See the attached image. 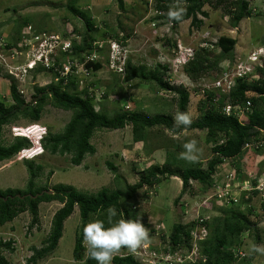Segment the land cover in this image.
I'll list each match as a JSON object with an SVG mask.
<instances>
[{
    "label": "rangeland",
    "instance_id": "rangeland-1",
    "mask_svg": "<svg viewBox=\"0 0 264 264\" xmlns=\"http://www.w3.org/2000/svg\"><path fill=\"white\" fill-rule=\"evenodd\" d=\"M247 2L252 15L240 21V29L238 28L240 32H237V29H232L230 23L231 13L237 4L235 0H228L218 6H214V4L204 6L203 10L208 14V17L202 19L201 16H198V19L204 20L199 30L190 29V20L172 26L167 13L158 22L152 20L156 13L153 0H123V10H120L116 0H78L75 6L84 11L86 16L91 17L93 28L97 30L94 35L103 51L99 62L103 64L106 60L105 57L108 56L110 63L108 60V67L104 66L98 72L91 73V77L87 80L78 76L79 84L76 87V92L80 93L86 86V82H89L88 86L91 83L96 92H94L96 111L105 109L109 112L124 104L122 107L124 110L150 117L167 115L173 121V116L178 111L177 95L174 92L160 90L154 84L138 80L126 82L122 73H120L121 75L118 73L120 68L114 58L124 59L125 56V53L114 56L118 52H122L116 51V47L113 45L118 42L116 39H119L124 41V48L127 50L126 56L132 63L142 64L148 68H153L158 63L168 66L169 84L175 88H186L190 93L185 112L192 117L193 121L197 120L201 115V111L198 110L199 102L206 99L202 90L211 86L212 79L219 71L210 70L203 73L197 81L190 80L184 73L183 65L180 66L177 63L173 65L172 50L163 40L169 39L182 48H192L196 51L202 41L203 34L204 36L209 34L211 43H214L219 36L227 35L237 40L232 55L234 61L246 59L244 63L252 66L247 60L250 56L247 55L256 51V48L264 46V0H247ZM66 4L67 0H0V43L14 45L17 48L25 47L21 44L25 41V37L30 36L28 27L36 33L46 30L43 32L55 35L59 39H80L88 32L86 24L83 19L72 15L66 9ZM27 23L29 24L27 25ZM106 32L110 34L108 40L106 37L102 38V34ZM15 47L13 48L18 50ZM117 50L119 49L117 48ZM21 53L22 56H8L10 52L3 51V49L0 51L2 55L0 56V99L6 106L13 104L9 93L12 81L16 82L18 90L24 92L22 98L25 102L31 103L33 106L32 98L35 88L50 85L54 78L53 74L42 72H37L34 77L31 74H25L30 54L26 55L25 48L21 50ZM218 53L219 51L214 48L209 56L215 57L213 55ZM66 56L61 55V58L66 59ZM260 58L264 59L263 56ZM260 63L264 68V63L262 61ZM228 64L226 59H222L218 68L223 67L220 69L221 71L226 68L231 70L230 67H227ZM102 93H105L107 97L103 98ZM207 105L205 101L200 108ZM71 116L72 112L56 109L47 103L38 121L19 117L3 127L0 138L4 145H8L14 138H21V136L30 142V146H32L31 143L35 144L32 151L25 155L28 160H33L42 166V169L36 173V177H32L33 189L47 188L51 191L56 185L65 184L71 185L81 192L95 194L103 188L114 190L126 184L134 185L142 177V171L151 166L157 165L181 171L189 163L180 159L179 154L184 151L183 144L190 140H196L200 150L199 162L191 163L192 165H201L202 168H206V164L213 156L210 151L213 144L206 143V131L194 129L173 133L164 127H154L144 132L142 141L135 142L131 127L127 126L119 130H96L89 140L94 153L86 155L79 166H74L70 163L71 155H52L42 149L40 142L41 138H45L49 133H60ZM240 120L243 121L244 116H241ZM263 157L264 149L263 153L258 155L251 146L243 148L237 157L226 160L217 166L213 182L217 186H223L226 173H233L232 166H238L243 172L238 181L250 179L251 182H259V180H264V168L260 169L259 165ZM26 162L30 161L21 159V156L0 162V191H5L8 188L20 192L28 190L27 185L31 176ZM109 164L113 168H110ZM116 176L121 179L117 180ZM189 190H193L194 195H191ZM181 192L182 181L178 177H159L157 184L153 187H143L136 197V220H140L149 229L150 240L136 253L121 249L117 255L132 254L142 264H166L168 260L169 262L176 260L178 263H192L191 260L195 254L193 255L191 251L187 253L185 249H178V251L175 250L169 254L165 252L166 249H170L168 247L170 246L169 237L173 225L177 223L186 225L199 217L211 221L223 211L213 210L212 206L209 208L206 201L202 203L207 192L204 193L203 187L194 182L190 184L184 194ZM253 197L250 206L254 209L255 215L249 216V219L256 226L240 236L242 248L244 247L247 254L253 244L264 246L263 203L260 194L257 193ZM239 204L240 201L233 205L213 203V206L226 209L227 213L232 210L246 213L247 206ZM62 206L63 204L57 201L40 203L38 205V221L35 223H33L32 215L29 212H23L11 222L0 226V241H10L13 248L11 252L6 250L3 253L4 257L14 264H28L27 259L32 254L31 249L43 247L50 232L51 219ZM89 219L88 223L102 220L105 227L112 226L108 223L107 210L101 214L91 215ZM120 219L124 218L113 217V224ZM82 225L78 208L74 207L71 216L64 221L62 237L57 248L37 264H80L73 259V249L76 234L81 230ZM198 230L192 232L194 241L205 238L202 234L201 236L198 234ZM192 248L197 254V246L192 244ZM86 253L87 249L85 248ZM252 255H254V259L251 264H264V255L253 253L248 254L247 258L249 259ZM199 257L198 253L195 258Z\"/></svg>",
    "mask_w": 264,
    "mask_h": 264
},
{
    "label": "trees",
    "instance_id": "trees-1",
    "mask_svg": "<svg viewBox=\"0 0 264 264\" xmlns=\"http://www.w3.org/2000/svg\"><path fill=\"white\" fill-rule=\"evenodd\" d=\"M120 10H123V0H116ZM143 1V0H139ZM154 9L156 11L155 17L152 19L158 22L165 17L169 7L173 5L176 0H153ZM228 0H179L180 6L186 8V14L182 21H171L172 26H177L183 21L190 20V29L199 30L203 25L202 19L208 17V14L203 10L204 6L214 4V6L221 5ZM78 0H67L66 9L72 15L83 19L87 33L77 40L72 38V47L67 55L70 61L77 60L83 62L85 55L92 53L94 50L103 55L102 50H97L96 43V29L93 28L91 17L86 16L85 12L76 7ZM237 3L231 13V27L236 28L239 22L245 17H251L252 13L248 9L247 0H235ZM201 16L202 19H198ZM29 23H27L28 25ZM26 25V26H27ZM46 31V30H42ZM39 32V31H38ZM92 32V33H91ZM65 36V35H64ZM66 37V36H65ZM106 37L108 40L110 34L108 32L102 34V38ZM116 39V38H115ZM124 45V41L116 39ZM115 40V41H116ZM125 40V37H123ZM168 45L170 50L177 49V43L169 39L163 40ZM237 40L227 35H221L214 43H210V47L196 48L194 56L183 64L185 75L192 81H197L203 73L210 70H218L219 73L212 79V84L221 80L226 72L233 70L236 66V61L232 56L235 50ZM12 43V42H11ZM13 44V43H12ZM264 44V43H263ZM14 45L6 44L4 49L12 52ZM16 51L22 49L15 47ZM219 51L215 57L212 54L213 49ZM175 57V56H174ZM105 62L102 64L99 59L91 60L84 64V67L90 70L93 74L98 72L104 66L108 67V56L105 57ZM222 59H226L229 64L228 68L222 71L218 68ZM264 63L263 58H259ZM245 60V59H242ZM60 66V64H59ZM122 73L126 82L138 80L143 83L154 84L160 90L174 92L177 95L178 111L185 112L189 103L190 93L186 88H175L169 84L167 76L168 66L166 64H156L153 68H148L142 64H134L130 58L126 56L123 64ZM39 73L53 74V79L50 85L41 88H35L33 95V106L31 103H26L24 98L17 92L16 82L12 81L9 87L10 98L12 105L6 106L0 99V137L3 127L11 124L19 117L31 121H38L44 106L49 103L52 107L63 111L72 112V116L63 130L57 134H48L42 139V147L48 153L55 155L69 154L71 155L70 163L74 166H79L86 155L94 153V149L89 143V140L96 130H119L127 126L131 127V132L135 142H140L144 139V132L154 127H164L170 132L179 133L184 130H199L206 131V143H212L210 148L212 158L206 164V168L201 165L194 166L191 163L186 164L181 171L170 170L165 167L151 166L142 171V177L134 185H124L116 189L103 188L95 194L81 192L71 185L59 184L51 190V194L47 192L41 196L31 199L26 196L24 199L16 197L31 194L36 195L43 190L50 191L47 188L33 189L32 177H36V173L42 169L40 164L27 162L26 167L31 176L28 182L27 191L20 192L11 188L5 191H0V226L11 222L19 214L29 212L32 215L33 223L38 221V205L40 203H50L57 201L63 206L56 211L51 219L50 232L43 247L37 249L32 248V254L27 259L28 264H37L40 260L45 259L52 254L58 246V242L62 237L63 224L74 211V207L78 208L79 216L83 222L82 228L77 232L75 238V245L73 249V259L80 264H97L94 259H90L88 254H85V246L83 244V227L88 223L91 215L101 214L108 208L116 209V217L124 219L136 220V197L137 193L143 187H153L157 184L159 177H178L182 181V192L184 194L190 186L191 182L198 184L206 191L213 186V177L218 165L224 163L226 160H231L237 157L245 148L246 144L255 145L262 141L264 135H261L260 130H264V68L257 69V77L236 78L234 86L226 92L218 87H208L202 90L205 95V100H200L198 110L201 111L200 117L193 121L192 125L187 129H177L174 127L172 119L167 115L147 116L141 113L124 110L122 106L118 109L107 111L100 109L96 111L94 108L95 91L89 82H86L84 89L80 93L76 92V87L79 84L78 76L72 74L67 78H57L58 74L53 71L36 68L34 75ZM116 73V72H114ZM231 73V72H230ZM118 74V73H117ZM121 75V74H120ZM57 79L55 81L54 79ZM91 77V74L87 80ZM95 92V93H94ZM103 98L107 95L102 93ZM101 95V96H102ZM207 102L206 107L200 108L203 103ZM248 102V105H246ZM225 106H231L233 110L229 115L223 111ZM244 120L241 121V113ZM220 141V142H219ZM30 147V142L24 138H14L11 143L4 145L0 138V162L10 160L19 153V151ZM256 154L261 155L262 149L252 146ZM260 169L264 168V157L260 162ZM110 168H113L109 164ZM235 167V177L240 178L243 174L242 170ZM117 180L121 179L116 176ZM125 183V182H124ZM255 185L256 181L252 182ZM193 190H189L191 195H194ZM258 192L254 191L253 195ZM180 194V195H181ZM182 196V195H181ZM178 200V199H177ZM177 200L175 201L177 203ZM251 199L244 200L241 198L240 206L244 205L246 213L239 210L220 209L212 206L213 210L223 211L219 216H216L207 221L205 218H197L189 224L183 225L181 223L174 224L172 233L170 235V249H166V253L173 251L187 250V253L193 250L194 244L192 232L199 229L200 226L206 231V236L203 240H196L195 244L198 248L199 258L194 262H181L171 260L166 264H251L254 255L247 258L248 254L242 248L240 236L248 230L255 228L256 224L252 223L249 216L255 215L254 209L250 206ZM264 208V202L262 204ZM108 218V216H107ZM109 227V226H108ZM11 242L0 241V264H14L9 262L4 257V252L13 251ZM126 249V248H124ZM242 251L247 256L238 260L235 256L237 252ZM253 254V253H252ZM204 259V261H203ZM112 264H142L132 254L125 256L116 255L112 260Z\"/></svg>",
    "mask_w": 264,
    "mask_h": 264
},
{
    "label": "built area",
    "instance_id": "built-area-1",
    "mask_svg": "<svg viewBox=\"0 0 264 264\" xmlns=\"http://www.w3.org/2000/svg\"><path fill=\"white\" fill-rule=\"evenodd\" d=\"M156 12V11H155ZM28 32L30 33V36L28 38H24L25 41L22 42L21 45L25 47H19V48H25L26 49V55L27 53L30 54V61L26 63V68H25V74H27V69H31L34 67L35 61H39V67L44 68L46 70L53 71L54 73L58 74L57 78H67L69 75H77L79 77H82L83 79H86L89 77L91 74L90 70L84 67V64L87 62H91V60L97 59L100 54L98 51L94 50L92 53L85 55L84 61L83 62H78L76 59L70 61L69 59H59L61 55L66 54L71 50L72 47V39L71 40H66V39H59L57 36H53L52 34H47L45 32H38L36 33L34 30H32L30 27H28ZM77 41L79 40L78 38H74ZM210 36L207 34L204 36L202 41L199 44L200 48L203 47H210ZM97 45V50H101L102 46L99 43H96ZM113 45L116 47V51H122L121 53H117L114 56H120L122 53H125L127 50L124 47H120L119 44L113 43ZM177 49L172 50L173 53V58H172V63L175 65L182 66L185 64L189 58H192L195 54V50L192 48H182L177 44ZM113 48V47H112ZM117 48L119 50H117ZM6 51L4 49V45L0 43V51ZM115 52V51H114ZM0 56H2L0 54ZM8 56H22L21 51H16L15 49L10 52ZM175 56V57H174ZM250 56L247 60L252 66H248L246 63H244L245 60H240L237 59L236 66L233 71L226 72L225 75L221 80H218L217 82L211 84L210 87H218L222 89L223 92H226L229 90L231 87L234 86V80L236 78H245V76L249 75V78H256L257 77V69L258 68H263L261 65V61L259 58H256V56H263L264 57V46H260L256 48V51H252L249 53ZM27 57V56H26ZM255 57V58H254ZM116 62H118L119 65V72L123 71V64H124V59L122 58H114ZM252 63H255L254 65ZM60 64V66H59ZM118 72V73H119ZM231 72V73H230ZM57 81L56 77L54 79ZM18 90V88H17ZM18 93L20 96L24 94L22 90H18ZM23 97V96H22ZM246 105H248V102H246ZM234 108L233 110H236ZM231 106H225L223 108V111L226 115H229L232 111ZM240 111V115H242V110ZM261 135H264V130H260ZM259 147L260 149H264V138L262 141L258 142L255 145L252 144H246L245 148L249 147ZM226 180L225 184L223 186H217L216 183L213 184V186L210 189V193L207 195V197L202 201L207 202V206L210 208L213 206V203L215 204H221L223 203L224 205L228 204H237L241 198L244 200H248L249 198H254L253 197V192L257 191L258 194H260V199L261 202H264V180H259L256 181L255 185L248 180H243V181H238V178L235 177V170H233V173H226ZM198 234H202L203 237L206 236V231L203 227L200 226L198 230ZM199 239V237H197ZM201 239V238H200ZM194 240V237H193ZM196 241V240H195ZM195 241L193 242L195 244ZM196 245V244H195ZM192 254L195 256L196 251L193 250L191 251ZM237 251H234V253ZM195 256H193L192 262L196 260ZM235 256L238 257V260H240L242 257L247 256L245 252L242 253V251H238ZM204 260V259H203ZM169 262V260L167 261Z\"/></svg>",
    "mask_w": 264,
    "mask_h": 264
},
{
    "label": "clouds",
    "instance_id": "clouds-1",
    "mask_svg": "<svg viewBox=\"0 0 264 264\" xmlns=\"http://www.w3.org/2000/svg\"><path fill=\"white\" fill-rule=\"evenodd\" d=\"M186 11L187 10L185 7L180 6L179 0H176V2L173 4V6L169 8L167 12L169 21L170 22L182 21L183 16L186 14ZM117 43L119 44L120 47H125L120 41H118ZM99 57L100 56H98L97 59H99ZM125 58L126 56H124V60ZM258 58H260V56H258ZM59 59L62 58L60 57ZM109 63H110V59H109ZM252 64L254 65L255 63ZM38 67H39V61H35L34 67L31 69H27V74H31L33 77V72ZM192 123H193L192 117L186 112L177 111L173 116V124L174 127L177 129L180 128L187 129L192 125ZM41 141L42 138L40 142ZM31 144L32 146L19 151V153H17V155L14 156L13 158L17 156H21V159L35 163L33 160H28L27 156H25L27 153H30L32 151V148L35 145L34 143ZM40 146L41 145H39V147ZM182 147L184 151H182L179 154L180 159H183L188 163L199 162L198 154L200 150L197 147L196 140H190L184 143ZM35 164H39V163H35ZM210 189L211 188L206 190L204 193L207 192L206 194L208 195L210 193ZM207 195L205 196V198L207 197ZM26 196H28V194ZM250 199L252 201L253 198L251 197ZM116 215H117L116 209L110 207L107 210V216H108V223L112 226L105 227L104 221L96 220V221H90L83 227V243L85 248L87 249V254L89 258L94 259L97 262V264H112V260L117 254L120 253L121 249L126 248L130 253H136L138 249H140L150 240L149 229L146 228L145 225L140 220L120 219L113 224V217H115ZM252 253L264 255V246L253 244L248 254L251 255Z\"/></svg>",
    "mask_w": 264,
    "mask_h": 264
},
{
    "label": "water",
    "instance_id": "water-1",
    "mask_svg": "<svg viewBox=\"0 0 264 264\" xmlns=\"http://www.w3.org/2000/svg\"><path fill=\"white\" fill-rule=\"evenodd\" d=\"M48 193V194H51L52 192L51 191H42V192H40V193H38V194H36V195H30V194H28V196L31 198V199H35V198H37V197H39V196H41L42 194H44V193ZM18 198H21V199H23L24 197H26V195L25 196H20V195H16Z\"/></svg>",
    "mask_w": 264,
    "mask_h": 264
},
{
    "label": "crops",
    "instance_id": "crops-1",
    "mask_svg": "<svg viewBox=\"0 0 264 264\" xmlns=\"http://www.w3.org/2000/svg\"><path fill=\"white\" fill-rule=\"evenodd\" d=\"M240 23V22H239ZM238 28L240 29V25L238 24L236 28H232V29H237V32H240V30H238ZM235 170V167H233Z\"/></svg>",
    "mask_w": 264,
    "mask_h": 264
}]
</instances>
